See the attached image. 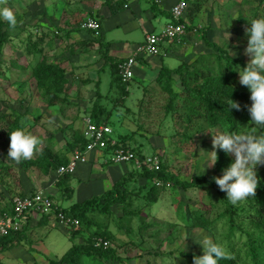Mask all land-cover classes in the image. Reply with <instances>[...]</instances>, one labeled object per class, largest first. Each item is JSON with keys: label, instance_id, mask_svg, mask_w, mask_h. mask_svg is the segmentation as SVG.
I'll return each mask as SVG.
<instances>
[{"label": "rangeland", "instance_id": "rangeland-1", "mask_svg": "<svg viewBox=\"0 0 264 264\" xmlns=\"http://www.w3.org/2000/svg\"><path fill=\"white\" fill-rule=\"evenodd\" d=\"M81 1L84 4H79ZM94 1L6 0V3L0 4V10L3 8L10 9L17 21L14 28L10 25L7 28L3 26L8 35V42L3 45L0 53V62H2L0 116L6 115L10 120L12 113H17L21 123H28V120L32 122L39 121L41 126L45 127L42 129L47 131L54 130V127L44 116L46 110H51L54 107L61 108L59 113L61 121L62 118L70 117L71 119L74 116L77 111L74 107L77 103L73 100L68 101L66 97L59 106L48 107L45 105L44 99L39 95L40 91L37 90L33 79L30 77V70L33 64L43 57L47 62L60 64L66 73L65 75H67V79L70 77L68 64L62 62L63 53L66 51L64 44L68 37H63L64 34L60 31V28L61 30L64 29V26H61L65 25L64 16L67 12L79 10V12L84 13L90 6L94 5ZM57 2L60 4L57 5ZM75 2L76 4H74ZM200 3V15L197 17L200 20L199 29L204 30L206 40L216 43L234 59L247 64L250 58L244 54L249 39L246 29L251 27L253 14H255V19L264 18V0H201ZM145 4L146 2L142 0L143 8L146 6ZM66 5L69 6L66 7ZM123 13H126V11L122 12V15ZM84 17L81 16L80 19ZM0 18L4 23L3 25L9 24L2 16ZM165 18L162 15H157L152 20L153 32H159L162 29L163 23L166 22ZM82 19L77 21L78 27ZM200 30L190 32V37L187 36L189 42L192 37L195 38L191 41V49L194 48V44H197L198 47L202 43ZM38 33L41 36L40 40ZM122 34V32H119L115 38L126 39L131 43L143 39L141 32L138 30L132 31L127 37H123ZM114 35L115 33H112L111 36ZM201 49L211 51V49L205 47ZM189 59H192V55L189 56ZM208 60L213 65V70L216 71L218 69L216 61L211 57ZM242 69L236 64L227 66L226 72L231 75L229 81L232 86H238L242 91H247L250 94L249 89L239 83L238 71H242ZM107 72V68L98 72L101 76L102 86L107 85L106 77L109 75ZM76 75V79L74 77L68 79L71 83L68 88L70 87L71 90L77 88L75 84L77 86L80 74L76 73ZM172 77H174L172 78L173 89L174 86L180 89L179 79L174 74ZM133 80H137L136 77ZM133 80L128 83L131 86L123 102L128 111L122 116H120L121 113L116 114L115 119L118 118L117 121L115 119L108 121L111 136L130 134L135 135V139L141 141H143L142 138H148L143 141L144 154L152 152L159 154L167 170L175 174L180 181H189L193 176L211 175L213 167L208 166L213 162V154L210 153L213 148V134L225 132L215 127L208 128L202 124L179 121L174 112H171L170 115V111L169 113L165 111L167 93L160 88L159 84L151 82L150 85H147V82L139 81L140 87ZM141 88H144V93L146 92L144 96H141ZM174 91L177 90L174 89ZM86 92L84 89L79 92L76 91L73 97L85 100L87 99ZM68 93L70 92L68 91ZM174 102L176 103L175 100ZM240 105L242 106V110L238 111L240 124L232 133L260 135L259 129L252 124L247 109L243 107L251 104L241 102ZM109 106L112 105L109 104ZM118 108L122 109L121 107ZM111 114L114 115L115 110H112ZM46 116L50 119L54 118L51 112L47 113ZM5 128L6 121L3 117H0V163L8 165L16 162L8 158L10 137L4 135ZM134 137L132 136V139ZM58 145L60 144L58 143L56 146L58 147ZM153 146L155 147L153 148ZM226 157H228L231 164L234 157L228 155ZM110 166L105 165L103 169ZM117 166L122 167L124 165ZM125 167V169H131V164L125 163ZM257 175L260 179H264V165L257 166ZM6 178H9L8 181H11V183L14 181L15 172L13 167L7 173L0 169V181L7 180ZM166 182L164 187L159 188L158 198L152 205H147L142 196L152 182L139 178L132 179L128 183L126 187L128 192L125 195L123 205L121 203L111 205L110 212L106 214L97 213L94 210L88 212L87 217L92 218L96 226L105 227L109 232V239L101 238L107 241L105 248L113 249L114 254L120 260L106 258L100 261L90 256H82L79 258L80 264H185L189 261L186 253H194L196 256L204 254L201 243L205 239L211 240L212 235L218 240L215 243L221 244L226 252L230 251L232 246L234 252L238 247H243L244 237L240 241L226 238L229 234L235 237L238 232L235 231L234 227L231 230L225 218L216 219L212 227L207 230L197 226L190 227L188 224L187 220L191 210L208 209L212 200L214 202L213 209L207 215L212 217L221 205V202L216 199L215 190L208 185L207 177L196 186L186 189L172 185L170 181ZM14 194L7 195L6 201H10ZM208 194L212 195V199ZM33 228L35 229V227ZM35 231L38 232L36 229ZM94 231V226H89L86 230L81 228L78 233H80L82 239L73 238L75 239L74 242L83 243L85 238ZM62 235H65L63 229L53 228L50 230L49 235L46 237L44 235L43 242L39 240L38 254L45 259L43 264H48L49 259H54L53 255L62 254L70 246L69 241L63 238ZM152 235L156 239L151 237ZM28 236L33 239L29 241L28 237H24L23 240H26V242L23 245L30 252L29 245L32 243L31 241H35V237L31 234H28ZM42 236L38 237L42 238ZM233 241L238 246L233 245ZM45 242H47V246H45ZM40 244L45 248L42 249ZM242 255H244L243 252ZM246 261L247 264L250 263L249 259H246Z\"/></svg>", "mask_w": 264, "mask_h": 264}, {"label": "trees", "instance_id": "trees-1", "mask_svg": "<svg viewBox=\"0 0 264 264\" xmlns=\"http://www.w3.org/2000/svg\"><path fill=\"white\" fill-rule=\"evenodd\" d=\"M109 1L110 0H103L107 5ZM185 1L187 3L185 19L189 25H192L191 21L193 13L200 10L201 0ZM56 4L59 5L60 3L57 2ZM165 14L167 20L169 18V12H166ZM255 18V14H253L252 20ZM3 24L4 23L0 18V53L3 45L8 42V35L3 26L7 28L9 24ZM189 25L186 26V32L182 37L172 39L170 42H164V47L169 48L170 43L173 45L180 41L183 42L191 32V27H189ZM201 31L202 30H200V32ZM200 38L202 39L203 45L206 48L211 49V51L200 53L189 63H180L173 69L166 66H160L155 81L160 85V88L167 93L165 111L167 113L170 111V115L171 112H174L175 117L183 123L202 124L204 127H215L222 132L232 133L236 130L240 122L238 121V111L236 109H229V101L232 99L240 104L241 102H248L251 104L252 101L250 100V94L247 91H242L238 86L234 87L231 85L229 81L231 75L226 72V67L238 64L241 68H244L247 64L234 59V57L230 56L224 48L216 43L208 42L204 36V32H201ZM40 39L41 36L39 34V40ZM161 45L162 44H160V46ZM210 57L216 61V67H218L216 71L213 70V65L210 64V61L208 60ZM104 59L109 70L110 81L117 87L118 94L115 98L116 100H121L123 97L127 96V90L124 88L125 84L119 79L116 68L117 62L111 61L107 56H105ZM1 68L2 62H0V73L2 72ZM173 74L179 79V84L181 86L179 91H174L173 89ZM30 77L33 79L37 90L40 91L39 95L44 99L47 105L60 104L63 102L65 99V93L67 92V81L63 69L58 63L47 62L41 57L31 67ZM91 108L92 110L89 114L91 121L96 124H105V121L100 120V111H97L99 108H97L96 102ZM0 117H3L6 121V128L3 131L6 137H10V134L15 130H23L24 125L19 121V115L17 113H12L10 120L6 115H1ZM259 132L260 135H264V130L259 129ZM122 138L123 137L121 136V139ZM121 139L119 141L125 143V138ZM73 140V143L71 142L68 144V147L71 150L73 148H83L85 141L81 136L74 134ZM131 150L134 151L133 148H131ZM216 151L218 158L213 166V172L211 175L193 176L189 181H180L175 174L167 170L165 163L161 157L158 156L157 167H142L140 169L127 168V170L113 182L111 187L105 190L101 195L90 196L83 201L71 204L67 209L60 208L65 215L73 217L78 221L79 228L77 230L68 229L70 246L58 258L52 260L49 259L48 264H80L79 258L82 256H90L91 258L100 261L106 258H110V260H120V258L114 254L115 251L113 249H103L92 245V239L94 237L98 236L109 239L110 235L105 227L96 226L95 221L92 218L87 217V213L94 210V212L106 214L107 212H110L111 205L119 203L123 205L125 195L128 192L126 187L132 179L141 178L146 181H156L152 182L142 195L144 202L147 205H152L158 198L159 188L164 187L165 183H167L166 181H170L172 185L186 189L188 187L196 186L206 177L208 185L215 190L217 195L216 199L221 202V205L219 206V209L213 213L212 217L207 216L213 209L214 202H212V200L209 203L208 209L191 210L187 220L188 224L190 227L197 226L207 230L212 227L216 219L220 217L225 218V221L227 225L231 227V230L234 227L235 231L238 232L235 234V237H232L231 234H229L226 238L240 241V239L244 237V245H242V248L238 247L235 252L234 247L232 246L230 251H227L231 258L220 259L218 264H247L246 259L250 260L249 264H264V179L259 178L260 182L255 198H248L246 201L233 205L227 199V193L221 191L213 180V177L222 176L223 171L230 165V161L225 153L219 149H216ZM65 162L66 159L64 160L63 155L51 154L49 153V149L42 148L34 159L22 160L19 163V166L21 168H28L33 165L38 170L46 172L48 170L56 169L59 165L64 164ZM0 164V169L6 171V173L11 168L10 165L3 163ZM65 175L67 174L58 178V181L64 179L66 177ZM208 196L212 199L211 194H208ZM89 226H94L95 231L86 237L83 243H75L73 238L76 234L80 236V233H78L79 229L82 228L86 230ZM24 227L25 225L18 231H10L0 237V250L22 241L24 237H26L28 231V228L26 229ZM154 235L151 237H155ZM211 241L213 243L218 242L213 235L211 236ZM232 243L233 245L238 246L237 244H234L235 241ZM242 252L244 255H242ZM186 256L189 261L185 262V264H194V256L196 255L194 253H186Z\"/></svg>", "mask_w": 264, "mask_h": 264}, {"label": "crops", "instance_id": "crops-1", "mask_svg": "<svg viewBox=\"0 0 264 264\" xmlns=\"http://www.w3.org/2000/svg\"><path fill=\"white\" fill-rule=\"evenodd\" d=\"M144 1L146 2V6L143 8L142 0H110L108 5L103 2V0H95L94 5L90 6V8H88L84 13L79 12L78 10L76 12H67L65 14V25L61 26H64V29L61 30L60 28V31L64 34L63 37H68V39L64 44L66 51L63 53L62 62L68 64V69L70 70V77H68V79H71L72 77L76 79V73L80 74L77 86L75 84V87L77 88L75 90H71L70 87L68 88L71 83H69L67 75H65L66 73L63 71L67 81V92L65 93V97L68 101L73 100V102L77 103L74 107L77 111L71 119L70 117L62 118L61 121V117L59 115L61 108L58 109V107H54L51 110H46V115L51 112L54 116L53 119H50L48 116L44 115L45 118L53 124L54 130L51 131L43 130L42 128L45 127L41 126L39 121L32 122L28 120V123H23V131H25L26 134L36 136L40 141L31 159H34L42 148H47L49 149V153L63 155L64 160H67L71 151L68 144L74 142V134L81 136L83 118L90 116L89 114L92 110L91 107L95 102L97 103V108H99L97 111H100V120L105 121V124L109 128L110 126L108 121L110 119H115L116 114L119 115L121 113L120 116H122L126 111H128V108L123 105L124 99L127 96L123 97L121 100H116L115 97L118 94L117 87L111 83L110 76L108 75L106 77L107 85L102 86L101 76L98 72L104 68L108 69L105 64V56L110 58L111 61L118 62L119 60L131 55L134 52L135 46L143 41L144 36L149 32H153V28L151 26L152 20L156 18L157 15L166 17L165 13L168 12L169 6L175 0ZM74 4H76V2ZM79 4L84 3L81 1ZM68 6L69 5H66V7ZM124 11H126V13H123L122 15V12ZM80 15L82 17H92L98 21L99 31L97 34H94L91 30L81 29L78 27L77 21L82 19H80ZM199 15L200 10L193 13L191 21L192 25H189V27H191V32L192 27H198L196 28L197 31L200 28V20L197 17ZM164 24L165 22L163 25ZM134 30L140 31L143 39L131 43L126 39L123 40L115 38L116 34L118 35L119 32L123 33V37H127ZM203 31L204 30L201 32ZM112 33H115V35L111 36ZM187 36H189V34ZM189 37H186L183 42L180 41L181 43L179 42L173 45L170 43L169 48H165L162 44L159 48V53L155 56H136L132 69V77L124 85V88L127 90V95L129 87L131 86H129L128 83L130 80H133L134 77L137 79L133 80L134 83L140 87L141 85L139 84V81L144 83L147 82V85H150L151 82L156 83L154 80L157 77L160 66H166L173 69L180 63H189L196 55L206 51L201 49L205 47L203 42L200 43L201 45L198 47L197 44H194V48L191 49V41L195 38L192 37L189 42ZM191 55L192 59L190 60L189 56ZM173 61L175 62L173 63ZM59 66L61 67L60 64ZM107 73L109 74V70ZM83 89L87 91V99L83 100L73 97V94L75 95L76 91L79 92ZM141 89V96H144L146 92H143L144 88ZM68 91L70 93H68ZM109 104L112 106H109ZM47 106H59V104ZM118 107H121L123 110ZM112 110H115L114 115L111 114ZM115 120L117 121L118 118ZM121 136L123 137L122 139L125 138L126 146L134 148L133 150L136 151L137 154L145 153L143 151V141H146L147 139L142 138L143 141L137 140L134 137L135 135L130 134H121L120 136H115L114 138L120 140ZM132 136L134 139H132ZM58 143L60 145L57 147L56 145ZM135 147H137V149ZM154 147L155 146H153V148ZM84 156L85 161L78 162L73 173L65 175L66 177L60 181H58V178L62 177L64 174L58 176L55 169L42 172L33 165L28 168H21L17 163L8 164L14 168L15 179L12 183L11 181H8L9 178H6L7 180L4 179L0 181V194L2 195H0V216L8 212L9 201H6L7 195L11 196L13 193L17 195L32 194L37 190H41L44 194L51 198L53 203L58 206V208L67 209L73 203L83 201L90 196L101 195L127 170L125 169V164H114L109 162L105 157L104 151L91 150L87 151ZM105 165L111 166L103 169V166ZM117 165L124 166L118 167ZM33 227H35L38 232L35 231ZM24 228H28L26 238L28 237L29 241L33 238H29L28 234L35 237V241H31L32 243L29 245L31 251L28 252L26 250L23 245L26 240H22L15 245L0 250V264H43L45 259L38 254V248H40L38 242H43L44 235L45 237L49 235L50 230L53 228L63 229L65 235L62 236L70 243V239L68 238L69 228L57 224L54 219L48 218L47 216L40 218L29 217ZM41 235H43L42 238H39L38 236ZM74 238L80 239L81 237L76 234ZM44 244L47 246V242ZM40 245L42 246V249L45 248L42 244ZM60 255H53V257L58 258Z\"/></svg>", "mask_w": 264, "mask_h": 264}, {"label": "clouds", "instance_id": "clouds-1", "mask_svg": "<svg viewBox=\"0 0 264 264\" xmlns=\"http://www.w3.org/2000/svg\"><path fill=\"white\" fill-rule=\"evenodd\" d=\"M6 0H0V4ZM0 16L10 27H15L16 17L8 8L0 10ZM251 27L246 29L249 36L244 54L250 59L247 66L239 72V83L250 91L251 105H244L251 117L252 124L264 130V18L253 19ZM174 89L179 91L177 86ZM229 109L242 110L239 102L230 100ZM40 141L36 136L26 134L23 130H15L10 134L8 158L19 164L22 160L31 159ZM213 167L217 161L216 149L234 157L231 164L223 171L222 176L213 177L218 188L227 193V199L236 205L255 198L259 185L257 166L264 165V135L250 133H220L212 138ZM187 239V238H186ZM204 254L194 256V264H218L220 259H230L225 248L219 243L205 239L202 243Z\"/></svg>", "mask_w": 264, "mask_h": 264}, {"label": "built area", "instance_id": "built-area-1", "mask_svg": "<svg viewBox=\"0 0 264 264\" xmlns=\"http://www.w3.org/2000/svg\"><path fill=\"white\" fill-rule=\"evenodd\" d=\"M186 8L187 3L185 0H175L168 8L169 18L162 29L159 32L147 33L143 41L135 46L131 55L116 63L117 73L122 83L126 84L132 77L136 56H155L159 53L160 44L178 39L185 34L186 26L189 25L185 19ZM79 27L97 34L99 23L95 18L85 17L79 23ZM194 31H196V27H192V32ZM110 133V128L106 124H96L91 121L90 117H84L81 137L84 139L85 144L82 149L73 148L70 151V156L66 162L55 169L56 174L58 176L72 174L76 164L85 161V153L91 150L104 151L106 159L111 163H130L131 169L157 167L159 154L154 152L151 154H137L125 143L112 137ZM152 182L156 181L153 180ZM41 216L52 218L57 224L73 230H76L79 226L75 218L65 215L48 195L41 190H37L32 194L11 197L8 212L0 216V237L10 231L22 229L29 217L40 218ZM92 244L94 247L105 248L107 241L101 237H96L93 239Z\"/></svg>", "mask_w": 264, "mask_h": 264}]
</instances>
